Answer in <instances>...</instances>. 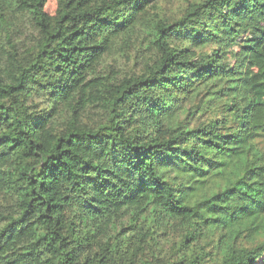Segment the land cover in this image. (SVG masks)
<instances>
[{
  "label": "trees",
  "instance_id": "1",
  "mask_svg": "<svg viewBox=\"0 0 264 264\" xmlns=\"http://www.w3.org/2000/svg\"><path fill=\"white\" fill-rule=\"evenodd\" d=\"M0 0V264H257L264 0Z\"/></svg>",
  "mask_w": 264,
  "mask_h": 264
},
{
  "label": "rangeland",
  "instance_id": "2",
  "mask_svg": "<svg viewBox=\"0 0 264 264\" xmlns=\"http://www.w3.org/2000/svg\"><path fill=\"white\" fill-rule=\"evenodd\" d=\"M58 0H46L45 10L49 14L55 13L56 9H58ZM166 7H169V14L175 13V15L179 12L181 3L179 0H168ZM257 264H264V254L257 262Z\"/></svg>",
  "mask_w": 264,
  "mask_h": 264
}]
</instances>
